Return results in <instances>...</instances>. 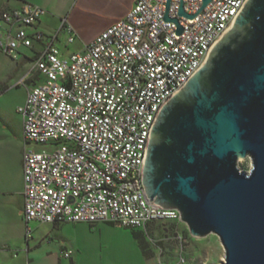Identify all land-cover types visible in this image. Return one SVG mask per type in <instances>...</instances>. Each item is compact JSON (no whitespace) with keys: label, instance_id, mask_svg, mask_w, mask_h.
Instances as JSON below:
<instances>
[{"label":"built area","instance_id":"1","mask_svg":"<svg viewBox=\"0 0 264 264\" xmlns=\"http://www.w3.org/2000/svg\"><path fill=\"white\" fill-rule=\"evenodd\" d=\"M181 1L193 17L180 14ZM247 1L210 0L203 8L204 0H171L167 9L168 0H135L126 17L67 56L56 45L58 34L37 28L45 7L26 2L0 10V50L14 60L22 48L33 50V69L42 77L17 108L27 225L107 222L147 230L157 221L186 224L179 209L147 196L143 173L152 128ZM61 30L75 41L67 17ZM32 238L28 228L27 241Z\"/></svg>","mask_w":264,"mask_h":264},{"label":"water","instance_id":"2","mask_svg":"<svg viewBox=\"0 0 264 264\" xmlns=\"http://www.w3.org/2000/svg\"><path fill=\"white\" fill-rule=\"evenodd\" d=\"M143 184L151 201L181 211L192 236L219 237L222 264H264V0L247 1L160 111Z\"/></svg>","mask_w":264,"mask_h":264},{"label":"rangeland","instance_id":"3","mask_svg":"<svg viewBox=\"0 0 264 264\" xmlns=\"http://www.w3.org/2000/svg\"><path fill=\"white\" fill-rule=\"evenodd\" d=\"M112 18V14L98 12L92 20L89 30H97ZM57 20V19H56ZM55 18L52 23L55 25ZM39 28V27H38ZM49 35L48 31L42 30ZM92 32V31H91ZM57 45L67 56L81 49L80 42L68 44V35L60 34ZM39 44H36L38 47ZM27 50V49H26ZM31 55L35 52L30 50ZM16 61L6 56L0 50V83L8 89L0 94V175L8 162L12 163L20 148L25 147L21 130L22 116L17 112L18 105L24 99L26 88L16 86L19 75H15ZM19 68L20 75L24 70ZM35 79L39 80L35 71ZM34 84V85H35ZM40 149L42 146L32 144ZM240 167L249 171L252 166L251 158H241ZM14 190L6 196L0 194V239L6 245L8 255L3 258L2 264H27L24 262L26 254L23 248L27 246V231L31 229L33 238L30 239L32 248L36 246L35 255L44 259L49 254L60 253L64 248L73 250L80 258V264H222L225 250L219 237L212 233L204 237H195L190 233L188 226L183 223H163L157 234L149 233L145 242L148 255L156 256L146 259L142 254L139 241L129 231L130 228H118L111 223L61 222L60 224L45 223L37 220L26 224L22 210L24 207V191L14 182ZM134 230V229H132ZM183 236L180 239L179 236ZM23 246V248H22ZM51 252V253H50ZM17 254V255H16ZM70 263L69 258H65Z\"/></svg>","mask_w":264,"mask_h":264},{"label":"crops","instance_id":"4","mask_svg":"<svg viewBox=\"0 0 264 264\" xmlns=\"http://www.w3.org/2000/svg\"><path fill=\"white\" fill-rule=\"evenodd\" d=\"M135 0H0V10L3 9H9L13 7H19L22 4L26 2L36 3L39 5H42L46 8L47 12L46 14L41 18L40 22L37 24V28L39 30H45L48 31L50 34H58L57 41L60 40V34L62 32H65L67 35L68 33L64 30H61V20L64 17L68 18L69 23L73 26L76 33V39L74 42L79 41L81 50L85 48V46L93 41L102 31H104L108 26L113 24L114 22L126 17L128 12L132 9L134 6ZM98 12H106L108 14H112V18L106 22L104 25H102L97 30H89L90 25L92 24L93 18L96 16V13ZM55 18L57 21V24H53L52 21ZM56 41V45H57ZM73 42V43H74ZM70 44L69 42H67ZM58 46V45H57ZM59 47V46H58ZM60 48V47H59ZM27 49V50H26ZM31 49L28 48H22L21 53L18 59L14 60L16 61V69L14 71L15 75H19L17 78V81L15 84H17L21 80H25V83L23 84L27 90V88L33 86L36 82L35 79V71L33 69V57L30 52ZM27 65L30 66L27 70H24L22 74L20 75L19 68L22 66V68H25ZM39 76V80L37 83L41 80L42 77ZM20 86V85H19ZM8 89L4 85V83H0V94L3 90ZM28 91V90H27ZM27 91L25 93L24 99L20 102L19 105L23 104L27 97ZM18 105V106H19ZM18 112V111H17ZM21 132V137L23 136V127ZM25 147L20 148L18 151V155L13 159L12 163L10 161L8 162V165L4 167V170L2 174L0 175V194L3 196L8 195L14 190V182H18L20 185V189L24 191V171H23V153H24ZM24 208V207H23ZM170 222V223H177L174 221H157L149 224L147 230L143 229H134L130 230L129 232L133 234V236L137 239L135 234H139L142 237L149 236V233L157 234L161 231L162 227H164L163 223ZM60 224V223H59ZM93 226V225H92ZM116 226V225H114ZM118 228H123L116 226ZM143 237L144 241L145 238ZM152 239V238H151ZM146 238L147 241H151ZM138 240V239H137ZM3 240L0 239V264H2L3 258L9 256L6 245L3 244ZM139 241V240H138ZM140 248L142 250V254L144 258L150 259L154 258L156 254L154 255H148V251L146 250L147 244L145 242V245L141 244L139 241ZM144 246V247H143ZM23 248V246H22ZM36 246L32 248L31 241H27L26 248L22 249L24 250L26 254V259L24 258V262L27 264H80V258L75 256V252L73 251L72 257L69 258L71 261L70 263L66 261V257L62 255V252L56 253L53 255V253L49 254L48 260H46L47 256L44 257V259H38L35 255ZM67 249V248H64ZM17 255V254H16Z\"/></svg>","mask_w":264,"mask_h":264},{"label":"trees","instance_id":"5","mask_svg":"<svg viewBox=\"0 0 264 264\" xmlns=\"http://www.w3.org/2000/svg\"><path fill=\"white\" fill-rule=\"evenodd\" d=\"M56 224H59V223H56ZM55 224V225H56ZM130 229H135V228H130ZM135 236L137 237V239L140 241V243L143 245H145V241H144V239H143V237L141 236V235H139L138 233L137 234H135ZM144 247V246H143Z\"/></svg>","mask_w":264,"mask_h":264}]
</instances>
